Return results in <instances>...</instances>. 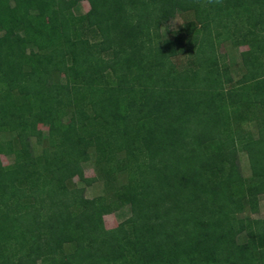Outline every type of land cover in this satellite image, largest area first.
<instances>
[{
  "label": "trees",
  "instance_id": "obj_1",
  "mask_svg": "<svg viewBox=\"0 0 264 264\" xmlns=\"http://www.w3.org/2000/svg\"><path fill=\"white\" fill-rule=\"evenodd\" d=\"M87 1L0 0V264H264V0ZM92 150L111 202L74 180Z\"/></svg>",
  "mask_w": 264,
  "mask_h": 264
},
{
  "label": "rangeland",
  "instance_id": "obj_2",
  "mask_svg": "<svg viewBox=\"0 0 264 264\" xmlns=\"http://www.w3.org/2000/svg\"><path fill=\"white\" fill-rule=\"evenodd\" d=\"M90 9V3L87 0H79L78 4L74 7V12L77 15H81L86 13ZM193 18V14L191 11L185 12V11H178L175 18L169 22V29L163 28L162 29V35L163 37H171L177 35L179 30L184 27L186 22ZM246 47H236L232 45L229 42H226L222 44V46L219 48V51L226 54V60L227 63L231 69L232 76H234L235 79H238L241 77V75L244 72L243 68V62L241 57L242 50H245ZM188 60L187 53H181L179 54L174 61L176 64L180 67H183L186 65ZM244 126L250 130L254 135H258L259 133V124H257L254 120L248 121L244 123ZM40 129L43 132V139L41 143H38L35 138L32 139L33 144V150L35 155L39 156L43 149L48 145V131L49 126L47 124H40ZM4 138H13V133H5L3 134ZM92 158L90 161L84 163V170H85V176L88 179H92L93 181L91 183H86L82 180H79L78 178H75V182L79 187L85 188V195L87 198H100L103 197L107 200V202H111L116 198L115 196V186L110 187L106 184L103 178L97 177V166L95 161V152L94 150L91 151ZM240 157V165L242 172L245 176L251 175V168L249 163V158L246 152L241 151L239 154ZM2 160L4 164H11L14 161V156H5L2 155ZM95 179V180H94ZM127 181V177L124 174H119L117 176L116 184H123ZM260 199V208L259 212L257 213H251L250 210H247L242 216H252L254 218H264V194L259 197ZM116 205V204H115ZM114 205V206H115ZM131 215V207L130 205H124L118 209L113 208L112 211L106 213L104 215V222L107 228L112 229L115 228L118 224L126 220ZM238 240L240 243H244L247 241V234L243 233L239 235ZM71 248L68 247L65 251L68 252Z\"/></svg>",
  "mask_w": 264,
  "mask_h": 264
}]
</instances>
